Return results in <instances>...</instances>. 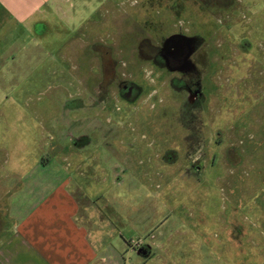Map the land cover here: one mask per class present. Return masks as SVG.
Instances as JSON below:
<instances>
[{
	"label": "rangeland",
	"instance_id": "1",
	"mask_svg": "<svg viewBox=\"0 0 264 264\" xmlns=\"http://www.w3.org/2000/svg\"><path fill=\"white\" fill-rule=\"evenodd\" d=\"M62 8L0 77V216L63 172L126 264H264V0Z\"/></svg>",
	"mask_w": 264,
	"mask_h": 264
},
{
	"label": "crops",
	"instance_id": "2",
	"mask_svg": "<svg viewBox=\"0 0 264 264\" xmlns=\"http://www.w3.org/2000/svg\"><path fill=\"white\" fill-rule=\"evenodd\" d=\"M65 1L0 0L2 79L30 42L46 32L47 21L62 15ZM49 164L43 162L40 168L46 170ZM11 196L21 200L0 216V237L5 235L0 239V264H126L118 246L94 226V219H101L98 210L67 174L44 176ZM153 249L154 242L138 247V264L150 260Z\"/></svg>",
	"mask_w": 264,
	"mask_h": 264
}]
</instances>
